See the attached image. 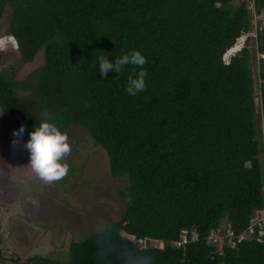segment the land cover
<instances>
[{
  "label": "trees",
  "instance_id": "obj_1",
  "mask_svg": "<svg viewBox=\"0 0 264 264\" xmlns=\"http://www.w3.org/2000/svg\"><path fill=\"white\" fill-rule=\"evenodd\" d=\"M253 2L264 10V0ZM5 5L23 60L43 50V61L22 81L27 95L0 70L2 112L28 139L44 111L61 131L81 124L106 150L111 175L128 178L119 218L72 239L66 258L36 253L19 264H264L256 239L222 250L206 240L225 218L240 232L264 204L250 50L235 43L250 27L246 1L0 0V11ZM134 50L147 59L146 90L130 95L128 77L141 69L127 64L105 77L97 57L114 62ZM258 74L264 123V57ZM182 229L197 237L177 246Z\"/></svg>",
  "mask_w": 264,
  "mask_h": 264
},
{
  "label": "rangeland",
  "instance_id": "obj_2",
  "mask_svg": "<svg viewBox=\"0 0 264 264\" xmlns=\"http://www.w3.org/2000/svg\"><path fill=\"white\" fill-rule=\"evenodd\" d=\"M245 1L250 8V27L235 43L239 44L238 48L247 43L250 50L249 63L255 79V119L261 127L256 54V28L260 22L254 19L253 0ZM10 18V8L5 5L0 11V70L15 83L17 95H27L29 88L22 81L42 63L43 50L25 62L15 38L9 33ZM235 50L226 51L223 59L227 61ZM17 130L0 109V264L27 262L36 253L66 258L72 239H82L121 216L127 197L119 189L126 184L127 175H111L106 150L94 144L84 126L71 123L62 131L67 133L71 144V153L64 158L70 170L61 181L45 184L30 168V153L24 148L28 138L22 135L18 138L19 144L13 146V140L17 139L13 133ZM151 242L161 245L159 240Z\"/></svg>",
  "mask_w": 264,
  "mask_h": 264
},
{
  "label": "clouds",
  "instance_id": "obj_3",
  "mask_svg": "<svg viewBox=\"0 0 264 264\" xmlns=\"http://www.w3.org/2000/svg\"><path fill=\"white\" fill-rule=\"evenodd\" d=\"M254 6V3H253ZM99 71L107 77L110 70L119 73L127 64H132L141 70L136 74L129 75L126 92L136 95L138 92L146 90L145 77L147 75L143 66L147 63L146 57L139 51L134 50L130 54L117 57L115 61H110L105 56H98ZM42 120L30 133V138L24 144V148L30 153V168L32 172L45 184H52L64 179L69 170V164L64 162V158L71 153V144L66 132H62L53 121L51 114L47 111L40 113ZM25 131V126L13 133L17 139L13 140V146L19 144V137Z\"/></svg>",
  "mask_w": 264,
  "mask_h": 264
},
{
  "label": "built area",
  "instance_id": "obj_4",
  "mask_svg": "<svg viewBox=\"0 0 264 264\" xmlns=\"http://www.w3.org/2000/svg\"><path fill=\"white\" fill-rule=\"evenodd\" d=\"M254 19H258L264 23V10L261 12H256L254 10ZM257 61L262 57H264V52L256 50ZM259 140L262 147V156H263V174H264V123L261 120V127L259 133ZM263 194H264V186H263ZM197 237V233L195 231L192 232L191 236L188 235V231L186 229H182V232L179 235V238L175 241L177 246L184 245L188 240L194 239ZM244 239H256L264 243V204L255 208L253 213L251 214L249 221L244 229L240 232H235L230 220L225 218L220 224L212 228L206 238L208 243L213 244L218 250H222L225 245L230 247H234L237 243Z\"/></svg>",
  "mask_w": 264,
  "mask_h": 264
}]
</instances>
